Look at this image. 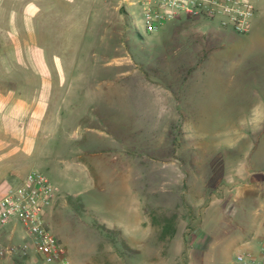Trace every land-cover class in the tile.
<instances>
[{
    "label": "rangeland",
    "instance_id": "1",
    "mask_svg": "<svg viewBox=\"0 0 264 264\" xmlns=\"http://www.w3.org/2000/svg\"><path fill=\"white\" fill-rule=\"evenodd\" d=\"M0 1L36 7L25 50L45 75L16 70L50 107L26 172L57 189L44 221L68 264H239L245 230L200 228H264V32L182 16L149 34L138 5L118 0L62 3V16L54 2ZM175 222L196 235H171ZM3 231L28 254L1 264H46L20 224Z\"/></svg>",
    "mask_w": 264,
    "mask_h": 264
},
{
    "label": "crops",
    "instance_id": "2",
    "mask_svg": "<svg viewBox=\"0 0 264 264\" xmlns=\"http://www.w3.org/2000/svg\"><path fill=\"white\" fill-rule=\"evenodd\" d=\"M54 2L56 8H52L51 15H65L63 12H53L60 9L59 6L76 0H43ZM0 1V195L9 188L18 185L27 171L28 156H32V149L36 137L42 128L49 112V98L43 95L35 98L29 91V81L27 73L17 72L18 67L27 69L28 63L38 66L39 74L45 75V67L40 51H26L29 47L27 39L30 33V19L36 7L28 3L20 12L9 10ZM56 2V3H55ZM82 2V0H81ZM254 8V14L250 21V28L247 34L253 32H264V0H249ZM82 4L78 5L80 8ZM98 13V11H97ZM50 92V91H49ZM31 172V171H30ZM57 200V199H56ZM54 206V205H53ZM53 206L48 211L51 214ZM47 211V213H48ZM46 213V214H47ZM253 223L233 218L228 225L233 227V232L221 229L220 226L212 231L210 224L202 223V235H234L236 228L246 231L254 240L250 243L249 249L241 253H251L261 258L260 248L264 244V228L260 226L255 217ZM171 235H181L182 241L185 235H196L195 230L189 229L188 222L170 223ZM168 226V225H166ZM161 224L159 230L161 231ZM3 235L5 232H2ZM226 246L227 242L223 243ZM258 247V248H257ZM213 248H220L214 245ZM222 252L218 250V256ZM240 253V254H241ZM256 253V254H255ZM217 264V263H216ZM225 264V261L218 263Z\"/></svg>",
    "mask_w": 264,
    "mask_h": 264
},
{
    "label": "built area",
    "instance_id": "3",
    "mask_svg": "<svg viewBox=\"0 0 264 264\" xmlns=\"http://www.w3.org/2000/svg\"><path fill=\"white\" fill-rule=\"evenodd\" d=\"M112 1V0H101ZM120 4L138 5L144 29L157 33L166 23L182 16L202 19L221 30L246 34L254 8L249 0H118ZM57 189L41 173L29 172L15 187L9 188L0 197V236L3 229L12 223L22 226L34 249L46 264H68L65 248L47 227L44 216L52 208ZM12 232L7 242L0 241V264L12 258L18 250L28 254L26 247L11 243ZM19 251V252H20ZM260 261L251 253L237 255L239 264H264V244L260 248Z\"/></svg>",
    "mask_w": 264,
    "mask_h": 264
}]
</instances>
